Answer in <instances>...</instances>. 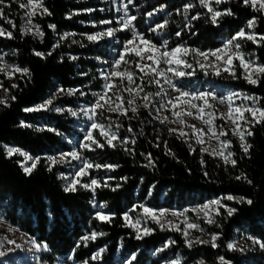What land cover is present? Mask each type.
I'll list each match as a JSON object with an SVG mask.
<instances>
[{"label": "trees", "instance_id": "16d2710c", "mask_svg": "<svg viewBox=\"0 0 264 264\" xmlns=\"http://www.w3.org/2000/svg\"><path fill=\"white\" fill-rule=\"evenodd\" d=\"M21 2L5 0V4L0 5L6 17L16 25L13 28L0 19V26L11 31L13 37L0 36V57L8 65L30 69L29 76L16 73L12 78L0 72V99L7 102V106L0 104V217L37 243L47 245V250L41 251L37 264L59 261L65 264H84L85 261L88 264H171L172 260H179L180 264H199L200 260L204 264H220L219 257H224L231 264H263L264 250L257 248L251 256H245L237 249H228L227 244L243 236H251L264 243V123L252 128L254 135L247 138L252 148L247 155L224 127L232 141V158L237 161L236 167H232L216 156L201 152L190 135L178 138V135L170 134L168 126L155 119L148 108H139L136 114L128 111L127 116L99 113L100 123L121 124L118 130L120 138H135L136 143L123 146L114 141L117 143L115 148L105 144L103 149L83 150V158L93 164L118 167L89 170L91 177L102 185L95 192L80 187L75 192H67L60 177L64 169L51 167L49 171L47 157L70 151L73 144L82 140V134L67 112H56L53 108L65 109L78 103H91L94 94L101 91L104 79L100 71L103 64L99 61L110 60L115 44H111L109 39L90 42L86 35L108 27L101 21H114L113 0H43L51 15L37 14L33 19L44 33L43 37L22 34ZM186 4L194 7L185 12ZM161 6L163 10H158ZM212 7L219 11L231 9L233 15L221 17L214 25L210 20L211 14L200 6L199 0H133L128 4V14L137 18L133 21L136 31L158 46L167 41L169 49L183 45L189 49L211 51L220 48L241 29L264 34V14L245 6L243 0H224L219 5L213 3ZM149 12L153 13L150 17L147 15ZM196 15L199 18L192 20L191 17ZM253 17L257 18L256 26L250 29L247 22ZM165 21L167 24L163 29L150 31ZM50 24L55 28H49ZM111 25L114 26V22ZM177 32L181 35L177 36ZM65 34L72 35L62 39ZM130 37L128 32H118L114 36L120 44ZM237 42L245 54L252 56L257 64L264 65V43L254 44L246 39ZM56 44L59 47L54 48ZM34 51L44 53V58L36 56ZM49 51L52 55H47ZM70 56L77 59L72 60ZM235 71L237 78L225 74L205 76L200 71L196 78H206L205 81L214 87L259 97L257 105L264 108V76L253 85L243 78L239 67H235ZM196 78L185 82L192 84ZM13 84L18 87L12 88ZM60 88L79 89L85 95L62 93L53 100L52 110L23 111L41 104L50 93ZM4 89H8L7 93ZM12 96L16 99L12 100ZM21 121L30 127H21ZM129 126L132 133L127 131ZM113 130L117 131L114 127ZM95 136L105 143L100 136ZM189 144L195 151L190 150ZM4 146H13L33 157H41L31 175L24 173L17 157L5 154ZM125 147L134 148V153L125 151ZM169 151L174 155L166 154ZM149 153L154 161L151 167L146 166ZM242 174L252 183L236 179ZM105 182L107 187L103 186ZM229 194L251 199L253 203L239 204L222 199V204L238 211L229 217L226 210L220 208L221 214L214 216L215 223L198 222L205 233L219 234L216 248L210 243L193 244L189 248L181 231L161 230L144 216V223L153 232L136 239L135 230L125 226L123 219L125 212L129 213L132 207L138 210L140 204L152 209H173L202 204ZM100 205L104 207L100 208ZM97 211L112 215L111 221L97 219ZM92 232L104 235H98L86 244L81 241V237ZM169 241L175 243L165 247ZM101 248L104 251L100 257L92 260Z\"/></svg>", "mask_w": 264, "mask_h": 264}, {"label": "snow or ice", "instance_id": "6c2138e0", "mask_svg": "<svg viewBox=\"0 0 264 264\" xmlns=\"http://www.w3.org/2000/svg\"><path fill=\"white\" fill-rule=\"evenodd\" d=\"M133 0H128V3L123 5V15L119 18L117 23L120 25L119 28H113L108 27L105 31L98 32L95 34H88L86 35V39L90 42H96L100 39H103L105 37L112 38L115 36L117 31H129L131 33V38L126 40L123 44V47L121 51L118 53V58H116L112 64H111V70L108 72H101L102 78L106 81V83L103 85V91L101 93L94 94L96 95L95 103L91 105V107L87 108H81L79 112L77 110H73L72 108H55L56 112H64L67 111L71 116L77 117L79 113H83V115L87 118L88 121H91L90 124L87 125L85 134L83 136V140L79 144V148L81 150H88V151H95L96 148L103 149L105 147V144L108 147L115 148L117 146V143L127 146L128 144L135 145L136 140L135 138L129 139L128 137H124L123 139L120 138L118 134V130L122 127L121 124L115 123V124H102L97 122L95 119L96 115L98 114V110H103L107 106V110L110 112H116L120 115L127 116L128 111L130 110L133 114H136L138 112V106L136 105V98L140 97L141 93L144 92V80L145 77L154 76L156 79L149 80L148 83H154L158 87H161V80H163L164 84H167L169 87H171L177 95L174 97H170L167 99L166 104H161V108H168L171 111V114L176 119L173 120V123H177L181 125L182 127L180 129H169L170 134L178 133V138L181 137H188L189 133L184 131V127H187L191 130V135L196 137L195 142L197 144L203 145L205 143L204 136L210 134L209 140L216 139L220 145L219 149L213 148L211 152H209L208 148H201V152L209 153L213 156H219L223 159L225 164H231L232 167H236L237 161L233 159L234 153L232 151H227L232 145L231 140H221L220 137H226L228 136V131H225L223 126H220L217 128L214 125L215 119H217V115L214 111H208L209 109H213L214 105L210 103V99H216V97L210 93V92H188L183 91L179 87L176 86L175 83H173L172 77L182 78L186 75H192V72H185L183 69H191L193 68V65L189 63L185 57L190 54H195L196 56L203 57L204 60H208L209 56L214 57L216 61L222 62L224 66V71L228 72L233 78H237L235 66L233 65V59L239 61V67L243 69L244 76L243 78L247 81L249 84L256 85L259 83L260 78L264 76V65L256 64L254 61L246 59L245 56L238 51L241 48L240 43H237L238 40L246 39L248 41L253 42L254 44H261L264 43V34H256V33H248L244 29L239 30L231 39H229L221 48H217L215 50H212L210 52L206 51H199L195 49H189L183 45H177L174 48L169 49L167 47V41H164L162 46H158L152 41L148 40L144 34L139 33L136 31L133 21H135L137 18L135 16H129L128 15V4H131ZM224 0H199V4L201 7L206 8L208 13L211 14L210 20L212 24H218L221 17L228 15H233V12L231 9H225L224 11H219L212 7V4L215 3L217 5L223 3ZM5 0H0V5H4ZM243 4L245 6H250L251 9L254 12L264 14V0H243ZM19 7L21 9H25V15L28 18L27 19V25H31V27L25 26L24 29H22V34H29L32 33L33 28L35 29L34 35L43 37L44 33L40 29L39 25H33L32 19L37 14L40 15H51V12L44 7L43 0H23L19 4ZM194 7L192 4H186L184 5V11L187 12L188 9ZM163 10V6H161V9ZM85 11L91 12L92 9H86ZM78 14V13H74ZM147 15L150 17L153 15L152 12L147 13ZM70 18V17H69ZM199 16H192L191 19L195 20L198 19ZM0 19H4L6 23L12 25L13 28L16 27L15 23L8 19L5 15L4 8L0 7ZM185 19H188L187 16ZM256 17H253L247 22L248 28H254L256 26ZM102 24H112L113 22L111 20H104L101 21ZM167 24V21H165L164 24H158L156 28L150 29V31L155 32L157 29H163L165 25ZM49 28H55V25H49ZM68 35L72 34H65V37H62V39L66 38ZM177 36H180L181 33L177 32ZM0 36H6L7 38H13L12 32L7 31L2 26H0ZM139 41V43H137ZM76 41H73L75 43ZM140 45H143L141 47ZM55 47H59V44L54 45ZM233 49H236L234 51ZM34 54L38 57L44 58L45 54L42 52L34 51ZM47 55H52V52L49 51ZM129 57H135L138 59H129ZM72 60L77 59L75 56L69 57ZM3 58L0 57V72L7 75L9 78H11L13 73H21L24 76L30 75V69L28 68H20L17 66H8L6 64L2 63ZM150 61L151 63H148ZM136 70H139L140 73L143 75L137 77L136 71L129 67L130 65H133ZM166 65V68H162L161 65ZM197 64L199 65L201 70H205L209 65H206L205 63L201 61H197ZM213 67L215 74L220 75L219 66L212 64L210 65ZM9 68L11 70H9ZM171 73V76L168 74ZM113 78H118L119 83L114 82ZM137 79L141 81V83H137ZM127 81L126 85L124 82ZM123 85V87H121ZM2 86V85H0ZM18 85L13 84L12 88H17ZM4 91L7 93L8 89H4ZM164 89L161 87V92H163ZM59 93H66L67 95H75L77 92L81 96L85 95L84 92L80 91L79 89H58ZM113 93V95H109V93ZM127 92L129 93L130 98L125 101V98L123 97L122 93ZM152 93H145L142 97L144 103V108H149L151 104V98ZM156 95H160V93H156ZM233 96L242 97L243 100L252 101V105L249 106L247 104H240L235 105ZM114 97V98H113ZM12 100H15L16 97L12 96ZM261 98L255 97V96H249V95H243L241 93H233L232 95H229L227 97V103L228 108L225 113H221L219 115V119H222L225 121V123H229L233 126L229 129L231 131V134L233 136H237L240 141V147L245 155L249 154L250 149L252 148V145L247 142V137H251L254 135L252 128H254L256 125L264 123V108L258 107L257 104ZM203 101L202 105H198L194 103L193 101ZM220 103H225L223 99L220 100ZM0 104H3L7 106V102L5 99H0ZM125 104H127V107H125ZM53 105V99H46L41 104L36 105L34 107H29L23 109L25 112H38L42 110H52L51 106ZM114 105V106H113ZM170 106V107H169ZM195 109V113L192 111ZM248 115H245V114ZM102 114V113H101ZM185 116L193 117L194 119L200 120L205 126L206 129L203 128H197L194 124H188L187 121L184 119ZM207 117V118H206ZM159 118V117H158ZM168 117H164L161 119V123H163L165 120H167ZM21 127H30V125L25 124V122H20ZM113 127L117 130L114 131ZM49 131H55L54 129H48ZM94 131H98L99 136L102 137L105 141V143H101L99 139L94 136ZM127 131L129 133L133 132V129L131 126L128 127ZM117 142V143H114ZM187 143V140L185 141ZM159 146V145H157ZM5 147V154L8 157H12L15 154H18L19 156L23 157V160L20 161V166L22 167L23 171L27 175H31L33 170L36 169L37 164L40 162L41 157H32L30 154L22 151L19 148L16 147ZM165 147H167V144L165 142ZM189 148L192 151H195V149H192L191 144H189ZM125 151L129 153H134V148H124ZM226 153V154H225ZM166 154H171L170 151ZM143 155V154H141ZM71 158L69 160L68 158ZM53 165L58 163H70L71 161H82L81 165L77 168V170L71 175V178L69 179L68 176H62V179L66 180L67 183L65 185V191L67 192H75L77 191L78 186L83 187L85 189H89L93 192L99 187H101V183L98 179H91L89 183H82L83 177L89 175V170L92 168H105V169H115L118 167V165L113 164H93L89 162L86 159H83L80 151H70V152H64L59 155V157H48L47 158ZM148 160V165L146 166H154V161L152 160L151 153H149L146 157ZM32 161L31 165L28 166L27 162ZM201 164H204L203 159H201ZM51 171V167L48 169ZM207 175V173H205ZM126 179V178H125ZM237 180L245 179L249 184L252 183L251 180H248L246 176L243 174L236 177ZM104 187H107V183L105 182ZM228 200V201H235L236 203L243 204L247 203L248 205H251L253 201L251 199L245 198V197H234L233 195L229 194L226 195L220 199H214L210 202H207L203 205L198 206V211H201L204 213V216L206 218V222L208 224L215 223V220L210 217L209 212L207 211L212 206H217L215 209L216 215H220V208H224L227 212V215L231 217L233 214H235L238 209L229 207L225 204L221 203V200ZM100 208H103L104 205H100ZM140 208L143 210L144 217L146 219H151L154 223L160 225L161 230L165 228V223H167L168 226L172 230L175 231H183V235L185 236V243L186 245L191 248L193 244H204V243H210L211 247L216 248L218 247V244L216 241L219 239L218 233L211 234V240L210 241H203L197 238L195 241L187 239L189 236V230H199L203 231V229L200 228V225L194 222H189L187 219L182 221L185 225V228L181 230L179 225L172 223L171 221L162 222V219L168 214V209H160L159 211L152 209L150 207L139 205ZM135 210V207L133 211ZM173 216H183L184 213H177L173 211L171 213ZM96 218L100 221H107L110 222L112 219V215L105 214L103 211H97L96 212ZM123 219L125 220V226L131 227L136 232V239H142L143 236L151 235L153 232V229L144 226L142 229L141 227H138L141 224V221L139 219L133 221L132 217L129 215L128 212H125L123 214ZM142 233V234H141ZM98 235H104V233H97L92 232L88 236L81 237V241H83L85 244L89 240H95ZM248 239L252 240L254 244H259L261 248H264V243H261L259 240L249 236ZM9 244L15 245V248H20L21 245L17 244L13 240L7 241ZM175 241H169L168 244L165 245V247H168L169 244H173ZM33 247L36 250H47L46 244H40L36 241H32ZM80 245L77 244V247ZM227 248L230 250H236V246L233 243H228ZM243 251V249H240ZM9 251H12V249H9ZM104 251L103 248H101L97 253H95L92 256V260H97L100 257V254ZM6 255L5 252H0V257ZM135 259V257H133ZM220 264H231L230 261L225 260L224 257H219ZM84 264H88L87 261L84 262ZM171 264H180L179 260H172ZM199 264H204L203 260L199 261Z\"/></svg>", "mask_w": 264, "mask_h": 264}, {"label": "rangeland", "instance_id": "374dc122", "mask_svg": "<svg viewBox=\"0 0 264 264\" xmlns=\"http://www.w3.org/2000/svg\"><path fill=\"white\" fill-rule=\"evenodd\" d=\"M22 2H23V0H22ZM126 3H127L126 0H113L112 6H113L114 12H115V18H114L113 22H114L115 25L113 26L111 24H108V27H113V28H119L120 27V25L117 23V21L124 14L123 13V5L126 4ZM22 11H23V29L25 28V26L31 27V25H27V19L28 18L25 15V11L26 10L22 9ZM33 19H34V17H33ZM33 19H32V24L35 25ZM108 27L100 29L98 32L105 31ZM34 32H35V29L33 28L32 33H29V34H31V35H33L35 37H39V36L34 35ZM98 32H96V33H98ZM118 32H128V33H130L129 31H117L116 34ZM130 35H131V33H130ZM103 39H109L111 44H115V48L113 49V53H112V56H111L110 60L107 61V62H103L101 60L99 61L101 64H103V68H101L100 71L101 72H108V71L111 70L110 66H111L112 62L116 58H118V53L121 51L124 43L120 44L117 40H115L114 37H112V38L105 37ZM103 39H100V40H103ZM100 40H98V41H100ZM137 43H139V41H137ZM223 45L221 47H223ZM140 46L143 47V45H140ZM233 50L236 51V49H233ZM238 51H240L245 56L246 59H249V60H252V61L255 62V59L252 56H250L249 54H245L241 49H239ZM206 52H210V51H206ZM129 59L135 60V59H138V58L129 57ZM185 59L189 63H191L193 65V68H191V69L185 68L183 70L185 72H192L193 74L192 75H186V76H184L182 78L172 77L173 83H175L176 86L179 87L181 90L188 91L190 93L191 92H195V93L210 92V93H212L216 97V99H210L209 102L214 105V108L213 109H209L208 111H214L216 113V115H217V119H215L214 125L217 128H219L220 126L226 127L228 129V131H229V129L231 127H233V126L230 124V122L226 124L224 120L219 119V115L221 113H225L227 111V108H228L227 97L229 95H232L233 93H241V92L228 90V89H222V88H220L218 86L214 87V86H212L210 84V82L205 81L206 78L205 79H199V80L196 78L198 71L204 73L205 76H206V74L207 75H211L212 74L214 76H218V75L215 74V71H214L213 67L210 66L212 64H215V65L219 66L220 74H225L227 76H231L228 72H225L223 70L224 66H226V65H223L222 62H220V61H216L214 57L209 56L208 60H204L203 57L196 56L194 53H193V55L190 54V55L186 56ZM198 60L203 62V63H205L206 65H209V66L205 70H201L199 65L197 64ZM2 63L8 65L3 60H2ZM148 63H151V62L148 61ZM233 65L235 67H239V61L236 60L235 58L233 59ZM8 66H12V65H8ZM131 66L134 67V64L130 65L129 67H131ZM161 67L162 68H166L167 66L162 64ZM9 70H11V69L9 68ZM136 71L138 72L137 77L143 75L142 73L139 72V70H136ZM241 71H242V74L244 76L243 69H241ZM2 74H4V73H2ZM15 74L16 73H13L11 78ZM168 75L171 76V73H169ZM5 76H7V75H5ZM190 78H196V79H195L194 83L187 84L185 81L190 79ZM113 79H114V82L119 83V79L118 78H113ZM154 79H156V77H154V76L145 77V80H144V92L141 93L140 97L136 98V105L135 106H138V109L139 108H144L142 106L143 103H144V101L142 99L143 95L145 93H149V92L152 93L153 95H152V98H151V104H150V106L148 108L151 111L152 116L155 119H157L158 121H160V122H161V119H163L164 117H168V119L165 120L163 123L165 125H167L169 129H180L182 127L181 125L172 122L176 118L172 116L171 111L168 108H161L160 107L161 104H166L168 98L176 96L177 93L171 87H169L167 84H164L163 80H161V87L164 89V91L161 92V87H158L154 83H148L149 80H154ZM136 82L137 83H141V81L139 79H137ZM105 83H106V81L104 80L103 85ZM126 83H127V81L124 82L125 85H126ZM121 87H123V85H121ZM102 91H103V86H102L101 91L98 92V93H101ZM158 92L160 93V95H156V93H158ZM61 94L62 93H59L58 90H57L54 93H50L46 99L52 98L54 100L58 95H61ZM241 94H243V93H241ZM109 95L111 96V95H113V93L110 92ZM122 95L125 98V101L130 98L129 93H127V92H123ZM243 95H245V94H243ZM96 98H97L96 95H94V99L91 101V103H86V104L85 103H78L75 107H67V108H72L73 110H77L79 112V110L81 108L91 107V105L95 103ZM221 99H223L225 101V103H220ZM233 100H234V104L235 105H240V104H247L249 106L252 105V101L243 100L242 97L233 96ZM193 102L198 104V105H202L203 104V101H199V100L198 101H193ZM57 107L58 106H55L53 108V110L55 111V108H57ZM125 107H127V104H125ZM67 108H65V109H67ZM192 111L195 113L196 110L193 109ZM64 112H67V111H64ZM99 113L100 114L101 113H107V114L115 113V114H119V113H116V112L108 111L107 110V106H106L105 109L98 110V114L95 117L97 122H99L98 121ZM68 115H69L70 118H72L74 120L75 127L78 130V132L82 134V140H83V136L85 134L87 125L90 124L91 121H88L87 118L83 115V113H79L77 117H73L69 113H68ZM245 115H248V114L246 113ZM184 119L187 121L188 124H194L197 128L206 129V126L200 120H197V119H194L193 117H188V116H185ZM184 131L189 133V135L191 136V138H192V140L194 142V145L198 146L200 148V150H201L202 147H204V148H208L209 152H211V150L213 148L219 149V147H220V145H219V143H218V141L216 139L213 138V139L209 140L210 134L204 136L205 143L203 145H200V144H197L195 142L196 137L191 135V130L189 128L184 127ZM229 132L231 134V131H229ZM93 134H94V136L96 134L99 136L98 131H94ZM175 134L178 135V133H175ZM231 136L234 137L236 139V141L238 142V144L240 145V141H239L238 137L237 136H233L232 134H231ZM182 138H186V137H182ZM220 139L221 140H225V139L229 140L227 136L226 137H220ZM81 141L76 143V144H73L72 149L70 151H73V150L80 151L81 155H82V151L83 150H81L79 148V144L81 143ZM247 142H248V139H247ZM8 147H13V146H8ZM70 151H68V152H70ZM227 151H230V148L226 150V153H227ZM60 154L61 153L53 155V156H49V157H57L58 158ZM207 154H209V153H207ZM13 156L17 157L19 159V162L23 160V157L19 156L18 154H15ZM211 156H213V155H211ZM82 157H83V155H82ZM216 157H218L221 160H223L219 156H216ZM68 159L71 160L70 157ZM47 162L49 163L50 167H62L64 169L63 171H61L62 172V174L60 175L61 179H62V176H68L69 179H70L71 175L77 170V168L82 163V161H71L70 163L65 162V163H58V164L53 165L48 159H47ZM31 163H32V161H28L27 165L30 166ZM91 179H93V178L91 177V175L89 173L88 176L83 177L82 183H89ZM62 182H63V185L65 187L67 181L62 179ZM78 187H80V186H78ZM80 188L85 189L83 187H80ZM85 190H89V189H85ZM212 200H214V199H212ZM212 200L206 201V202H204L202 204L186 205V206L181 207V208H173V209L159 208V209H155V210L159 211L160 209H168L169 212L162 219V222L171 221L172 223L179 225L181 230H183L185 228V225H184V223L182 221H184L185 219H187L189 222H194V223H197V224H198L199 221H203V222L207 223L206 222V218L204 216V213L201 212V211H198V206L203 205V204H205L207 202H210ZM144 206H146V205H144ZM216 207L217 206H212L210 209L207 210L209 212V214H210V217L212 219H214V216L216 215V212H215ZM133 209H134V207H132L129 210V215L132 217V220L135 221V220L139 219L141 221V224L138 227H141V229L144 226L148 227L147 224L144 223V218H143L144 214H143L142 208H140L139 205H138V210L135 209L133 211ZM173 211H175L177 213L183 212L184 215L183 216H179V215L173 216V215H171V213ZM135 212L141 214L142 216L138 217L135 214ZM148 220L151 221L152 223H154L151 219H148ZM156 225L158 227H160V225H158V224H156ZM164 229H171V228H170V226L167 225V223H165V228ZM181 232L183 233V231H181ZM197 238H199L200 240H203V241H210L211 240V235L205 233L204 230L203 231L194 230V229L193 230H189V236L187 237V239L195 241ZM8 240L15 241L17 244H20L21 247L18 248V249L15 248V245L9 244L7 242ZM32 241H35V240L33 238H30V237L26 236L24 233L20 232L15 227L10 226L8 223H6L0 217V252H5L6 253V255L0 257V264H37V261L39 260V257H40V253H41V251L43 249H41L39 251L36 250L33 247ZM230 243L235 244L236 249L239 250V251H241L240 249H243V251H241V252L245 256H251L252 252L255 249H257V248L260 249V250H264V248H261L259 244H254L252 242V240L248 239V236H243V237L238 238V239H236V240H234V241H232ZM9 249H12V251H9ZM55 264H65V263H63L62 261H59V262H57ZM263 264H264V262H263Z\"/></svg>", "mask_w": 264, "mask_h": 264}]
</instances>
